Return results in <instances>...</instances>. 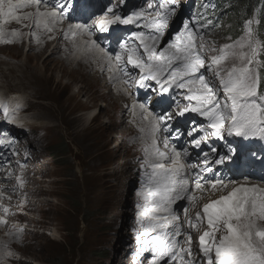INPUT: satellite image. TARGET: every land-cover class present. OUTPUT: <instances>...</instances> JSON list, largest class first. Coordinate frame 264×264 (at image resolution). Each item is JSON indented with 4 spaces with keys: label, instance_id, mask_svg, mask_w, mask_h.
I'll use <instances>...</instances> for the list:
<instances>
[{
    "label": "rangeland",
    "instance_id": "rangeland-1",
    "mask_svg": "<svg viewBox=\"0 0 264 264\" xmlns=\"http://www.w3.org/2000/svg\"><path fill=\"white\" fill-rule=\"evenodd\" d=\"M78 1L61 0V3L74 5L76 9L87 5V15L90 18L95 10L104 5L122 6L120 0H87V3L86 0ZM186 1L175 0L174 4L168 5L174 9V14L168 18L160 36V40L166 37L164 47L175 41L185 22L191 24L183 11ZM125 2L138 11L143 8L145 15L142 17L149 23L160 19L156 16L160 10H156L155 5L164 3V0ZM149 3L154 5L152 9L148 8ZM66 11L67 23L77 22L72 21L70 17L86 18L85 14L73 11L72 7ZM27 25L22 22L7 24L4 27L6 33L17 31L21 26H25V32L19 37L9 35L7 38L11 43H0V66L8 69L27 67L19 70L22 75L18 88L13 85L11 79H7V89L0 88V94L4 93L6 98H10L14 93H19L24 98L26 108L21 114L26 128L15 129L17 132L13 133L7 127L1 135L7 138L10 134L14 142L10 168L19 173L25 172L27 177L32 175L44 181H31L28 178L23 190L18 189L16 182H8L10 199L5 202L10 204L7 206L15 210L20 208L19 203L14 201L15 197H30L27 207L20 209L24 211L18 212V217L25 219L28 224L31 223L33 226L27 228L35 231L16 232L6 225L0 226V237H8L9 241L1 247L2 253L10 252L13 256L8 255L9 258H23L10 262L1 255L0 264H149V259L143 255L138 261L134 258V253H140L138 250L147 249L146 253L149 249L157 253L159 250L157 245L150 243L154 239H148L153 234L151 228L154 225L145 219L149 209L148 201L145 200L148 194L142 185V173L145 170L141 169L143 164H139L145 159L144 147L139 140L135 123L126 120L122 124V117L126 118L127 113L120 115V110L127 107V102L122 97L113 96L104 90L93 57L87 63L86 57L82 58L81 53H78V64L74 65L73 60L69 61V58L75 57L76 51L70 41L63 39L65 36L52 34V47L61 44L57 53L51 52L47 55V52L39 57L33 56L31 47L40 40V32H31V29L27 28L30 25ZM199 29L200 34L206 38L212 33L207 22ZM30 32L33 35L29 40ZM44 59H49L45 61V71L42 64ZM79 64L85 67L81 71L77 68ZM39 69L42 71L37 73ZM201 70L217 89L218 82L213 74L206 69ZM86 71H92L96 79L87 77ZM11 72L13 71H9ZM16 75L18 72L14 73L13 77ZM109 97L117 101H114L112 107L108 104L111 99ZM187 103L189 104V101ZM191 103L195 105L196 101ZM58 110L62 112H57ZM36 112L38 120L33 117ZM89 112L95 114L92 123L86 118L89 117ZM40 113H44V117ZM49 115H57L58 118L53 117V121H45ZM61 115L64 119L59 120ZM87 125L91 127L82 131ZM255 138L250 137L251 140ZM59 141H62L66 149H71V157L65 167L54 161L53 156H48L49 146L52 148L51 145ZM20 143L23 145L20 146ZM260 148L262 145L259 143L257 149ZM251 164L252 166H245L246 172L241 175L242 178L226 189L247 187L264 191V181L253 169L254 165L259 164L258 169L264 172L260 166L261 162L256 163L253 160ZM38 169H43L42 174L36 172ZM138 192L142 195L138 196ZM219 197L215 195L205 203ZM197 210H201V207ZM39 224L55 230V236L49 238L46 235L49 232L40 229L37 231ZM260 226L264 227V222H261ZM35 234L39 236H34ZM195 241L197 242V237ZM195 251L200 256L199 247L195 248ZM100 253L104 256L96 258Z\"/></svg>",
    "mask_w": 264,
    "mask_h": 264
},
{
    "label": "snow or ice",
    "instance_id": "snow-or-ice-1",
    "mask_svg": "<svg viewBox=\"0 0 264 264\" xmlns=\"http://www.w3.org/2000/svg\"><path fill=\"white\" fill-rule=\"evenodd\" d=\"M124 2L125 0H120L121 4ZM174 3L175 0H164V3L159 5L164 12L156 13L160 19L149 22L148 26L154 27L157 34L145 36L143 32H133L130 37L133 45L131 47L127 44L120 45L122 51L128 53V64L140 69L139 80H120L118 76L115 79L128 87L135 83L138 87L144 88L149 87L144 83L145 81L153 80L159 86L160 92H167L173 85L187 89L184 99L188 100L189 104L180 108L175 115L184 116L185 112L197 113L208 121L206 128L211 129L210 133L199 138L196 136L199 131L197 128L193 127L188 131L187 135L192 137L190 143L196 148H200L202 141H206L208 135L223 139L225 132L229 137L245 139L256 137L264 140V97L258 96L259 78L253 76L250 67L260 63L257 57L261 51H264V42L255 38L251 28L254 22L259 23V21L247 20L244 25L245 36L234 43L222 45L206 39L200 34L201 29L193 30L186 22L184 30L176 36L175 41L158 52L157 46L163 28L168 18L174 14V9L169 8L168 5ZM41 6L45 11H40ZM30 7H35L36 11L17 15ZM69 7H72L73 11L76 10L74 5L62 4L59 0H56L55 4H50L49 0H0V43H11L12 41L7 38L9 35L12 37L22 35L16 30L11 33L4 31L3 25L10 21L17 23L33 21L36 27L43 25L44 29L51 33L55 30L53 27L55 24L65 22L66 10ZM153 7L152 3L148 4L149 9ZM115 8L116 5L108 7L107 11L102 16H97L91 24L69 23L67 31L64 32L65 37H71L73 41L77 36L90 37L94 29L106 32L110 25L135 24L145 15V10L141 8L140 11L122 17L114 10ZM82 11L85 15L88 14L87 5ZM29 35L33 33L30 32ZM135 41L140 42L138 46ZM90 44L91 47L88 48L86 42L84 49L89 51L95 49L101 54L100 59L107 57L109 62L112 61L113 57L95 41H91ZM76 47L80 48L78 45ZM139 48H143L142 55H137ZM172 49L175 51H171ZM145 56L146 61L143 58ZM121 59L122 54L116 53L117 72L129 76L130 73L119 67ZM201 69L213 74L215 80L219 81V89L213 87L212 82L206 78ZM109 70L111 71V64ZM219 91H222L225 97L224 103H221ZM193 100L196 101L195 105L191 103ZM228 102H231L230 105ZM3 107L7 118V105ZM140 107L144 108L143 105ZM144 119L149 122L150 128L147 133L151 138V147H145L144 152L149 157L147 161L149 167L153 169L146 186L151 200L149 201L147 196L145 200L155 211L166 214L158 217L164 223L152 226L151 230L155 231L156 227L172 229L166 233L172 237L171 241L159 249V256L153 259L151 264H158V260L165 256H169L172 262L179 259L183 264H264V227L260 226L261 222H264V191L258 188L234 187L226 195L205 203L202 209L196 212L195 219L188 218L189 209L184 207V221H181L178 210L172 207L184 200L192 204L194 200L192 192L206 191L207 185L213 190L220 186L227 188L230 181L226 182L219 177L209 180L200 173H210L213 171V164L220 165L225 160H231V149L229 153L219 155L216 160H209L208 153H205L203 167L197 172H189L187 169H195L197 166L182 159L188 157V150H177L176 146L170 143V140L179 138L171 135L172 129L167 124V121L174 119L173 113L164 112L154 115L147 111ZM141 131L145 130L141 129ZM162 133L169 134L163 139V147L168 151H161L158 146L157 137ZM212 150L216 151L215 148ZM137 195L140 196L142 193L138 192ZM4 211L8 210L5 208ZM205 220L209 230L203 231L198 238L199 251L203 258L202 261H198L193 259L191 231L185 234L188 244L186 249L177 250L179 240L176 237L184 234L181 231L184 224L191 230H197ZM4 223L6 221L0 219V225Z\"/></svg>",
    "mask_w": 264,
    "mask_h": 264
},
{
    "label": "bare ground",
    "instance_id": "bare-ground-1",
    "mask_svg": "<svg viewBox=\"0 0 264 264\" xmlns=\"http://www.w3.org/2000/svg\"><path fill=\"white\" fill-rule=\"evenodd\" d=\"M36 11V9H32L31 11H28V12H32V13H34ZM42 11H45V9L44 10H42ZM27 13V12H26ZM13 23L14 24H19V23H17V22H15V21H13ZM22 24L23 25H27V24H29L30 25V27H27V28H29V29H31V32H32V30H41V32H40V40L37 42V43H35L32 47H31V49H32V51H33V56H35V57H39V56H42V55H45L47 52H48V54L47 55H49L51 52H53V53H57L59 50H60V48H61V44L59 43V44H56L54 47H52V44H51V42H50V40H51V38H52V34H59L60 35V37H63V34H62V30H64L65 28H66V24H65V22L63 23V24H59V23H57L59 26H57L56 25V27L57 28H54L55 30L53 31V32H51V33H49V32H47L46 30H44V27L42 26H40V27H36L35 26V24H34V22L33 21H22ZM206 27V26H205ZM209 27V26H208ZM24 28H25V26H21V27H18V29H17V31H19L20 33H23V32H25V30H24ZM32 37V35H29V40H30V38ZM51 37V38H50ZM74 41H72V42H69V43H73ZM75 44H76V42H75ZM79 46V45H78ZM163 47V46H162ZM66 48V47H65ZM77 49H78V53H80V51H84L83 50V48L82 47H80V48H78V47H76ZM4 49H7V48H4ZM64 49V48H63ZM106 51V50H105ZM27 52H29V50L27 49ZM263 53H264V51H262ZM93 54H95V55H101L98 51H93L92 52ZM46 55V56H47ZM88 57H90V56H88ZM69 58V57H68ZM85 58V57H84ZM37 59V58H36ZM46 60H49V59H44L43 61H42V64H43V71H45V69H46V67H47V64L45 63V61ZM71 60H75V57L73 58V59H70L69 58V61L71 62ZM76 64H78V63H75L74 65H76ZM80 65V64H79ZM25 68H27V67H25V66H18V67H16V68H5V67H2V66H0V88L1 87H4V88H6L7 89V79H11V80H13V85L16 87V88H18V83L20 84V77H21V75H22V71H19V70H23V69H25ZM61 68V67H60ZM77 68H79L80 70L79 71H81L82 69H84L85 67H83L82 65H80L79 67H77ZM9 71H13V72H11V73H9ZM42 70H40L39 69V71L37 70V73H40ZM18 72V75H16L15 77H13V74L14 73H17ZM86 73H87V77H89L90 79H92V78H94V79H96L95 78V76H94V73H92V71H86ZM23 76H25V75H23ZM44 76V75H43ZM65 76H67V75H65ZM39 79L40 78H38V81H39ZM22 97L21 96H18V94H17V96H15V94L14 95H12V98H10L7 102H3L0 106H4V105H7V113H8V115H7V118H6V120L7 121H9V120H14V122L15 123H18V125L20 126L19 128H17V129H20V128H26V126L23 124V116H22V114L24 113V111H25V109H24V107H22V106H20V104H21V102H19L20 101V99H21ZM23 100V99H22ZM108 104L112 107V106H114V101H113V99L111 98V99H109V102H108ZM26 104H24V106H25ZM21 112H23L22 114H20ZM40 112V111H39ZM57 112H62V110H58ZM121 112V114H123L124 113V111L122 110V111H120ZM38 112H36V113H34V115H33V117L34 118H36L37 120H38V118H39V116L38 115H36ZM90 113V114H89ZM88 114H89V117L87 116L86 118H87V120H89L88 118H90V116H91V112H89ZM40 114H42L43 115V117H44V113H40ZM43 117L41 118V119H43ZM54 118H58V116L56 115V116H53ZM51 115H49V116H47V118L46 119H44L45 121H50V120H52L53 121V118ZM62 119H64L63 118V115H61L60 116V118H59V120H62ZM94 120H93V118H91L90 119V122L92 123ZM29 122V121H28ZM124 122V121H123ZM24 123H27V122H24ZM54 123V122H53ZM57 125L59 124V122H55ZM68 125H69V123L68 122H66ZM91 125V124H90ZM90 125H87L85 128H83L82 129V131L83 130H88L87 128H89V127H91ZM29 128H31V127H29ZM10 129L12 130V132H15L16 130L15 129H13L12 127H10ZM130 132V131H129ZM178 134L177 133H175L174 134V136H177ZM26 136V135H25ZM118 142V141H117ZM122 155V154H121ZM64 158H66V157H62V159H64ZM26 162V161H25ZM42 171H43V169H38L36 172L37 173H40V174H42ZM36 178V177H35ZM11 188V187H10ZM229 191H230V188H229ZM3 207H5V205L4 204H0V210H2V209H4ZM9 208V207H8ZM13 209V208H12ZM152 211H154V215H156L155 216V218L156 219H158V217H160V213L159 212H157V211H155V210H152ZM150 224V223H149ZM150 227V226H149ZM37 228V227H36ZM54 232H56L55 230H54ZM54 233H52L51 234V236H55V235H53ZM35 236H39V235H35ZM8 238V237H7ZM6 237H3V236H1L0 237V256L1 255H3L4 257H5V259L6 260H13V257L12 258H9L8 257V255H5V254H3L2 253V249H1V247L2 246H4V245H6L7 244V242H9L8 241V239H7ZM49 238H51V237H49ZM53 241V240H52ZM30 243V242H29ZM31 245H32V243H30ZM153 254H154V252H153ZM11 256V255H10Z\"/></svg>",
    "mask_w": 264,
    "mask_h": 264
},
{
    "label": "trees",
    "instance_id": "trees-1",
    "mask_svg": "<svg viewBox=\"0 0 264 264\" xmlns=\"http://www.w3.org/2000/svg\"><path fill=\"white\" fill-rule=\"evenodd\" d=\"M205 1L206 0H195V2L201 3L202 5L206 4ZM212 3L224 7L225 9L222 14L225 21L222 23L221 31L225 34L226 39L230 37L231 39L229 40L233 41L238 36L242 23L250 17L251 14H254L255 16H259L260 21L256 33L260 40L264 42V12L260 15L256 13L261 3L260 0H212ZM54 100L57 99L54 98ZM67 153L68 149L62 145V141L54 144L50 150V154L56 161L62 160V157H65ZM100 256L101 254L99 257Z\"/></svg>",
    "mask_w": 264,
    "mask_h": 264
}]
</instances>
